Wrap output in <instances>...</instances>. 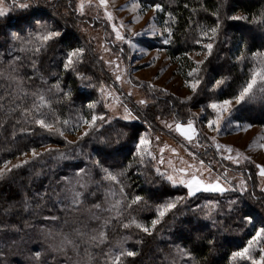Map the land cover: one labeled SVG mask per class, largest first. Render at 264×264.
Here are the masks:
<instances>
[{
  "label": "trees",
  "instance_id": "1",
  "mask_svg": "<svg viewBox=\"0 0 264 264\" xmlns=\"http://www.w3.org/2000/svg\"><path fill=\"white\" fill-rule=\"evenodd\" d=\"M139 1L149 9L154 8L149 5L155 3L161 5L163 11H157L158 23L164 30L166 25L172 28V41L160 45L159 42L164 39L160 38L150 47L164 48L168 56L178 64L179 72L186 80L191 79L187 73L196 66L190 55L204 50L201 47L203 43L213 42L202 36L200 29L214 26L217 18L213 13L219 11L220 35L218 41L214 42L216 46L213 54L201 66L200 76L203 83L200 93L209 99L207 102L201 100V108L214 99L228 98L245 78L251 66L250 62L246 60L240 65L235 60L240 51L244 50L245 43L246 55L250 56L256 50L264 51V24L252 22L253 17L259 20L261 13H264V0ZM29 2L38 4L39 7L13 10L0 18V73L4 74L0 77V168L4 167L6 160L12 162L25 157L21 154L23 152L31 155L30 149L33 147L39 153H46L48 148L58 149L73 158L57 161L54 159L55 153L45 154L39 158L30 157L28 159L30 163L13 169L0 179V200H3V203H0V225L9 226L0 231V264H36L34 260L36 251L42 252L41 264H77V262L89 264L85 249L93 257L91 264H104V253L114 248L124 236L131 237L125 247L138 253L135 257L127 258L126 264H173V262L175 264H240L239 261H233L230 254L242 247L253 232L252 226L242 221V216L252 213L257 221L264 219V193L257 189L256 178H251V172L246 170L245 166L236 167L226 162L202 134L200 137H203L204 142L209 145L204 152H196V154L205 164H210L211 168L216 164L231 173H241L247 182L246 193L229 192L223 196L201 193L198 197L178 206L175 215L169 213L161 224L157 225L152 235L144 234L135 227L123 229L115 219L107 229L108 240L99 247L87 245L84 239L77 235L78 232L92 234L94 230L100 228L106 217L113 216L112 212L107 211L112 198L105 197L109 184L102 180V173L92 165V159H99L105 167L113 166L115 170H119L133 159V134L135 132L143 134L146 131L158 134L159 130L162 132L157 123L159 119H173L186 123L187 119L192 118L200 132L198 125L200 120L194 114L195 109L199 110V108H193L188 103L182 104L175 97L156 95L155 98L160 99L157 101L150 94H145L144 97L150 101L147 107L134 104L130 108L134 114L140 116V120H111L110 124H104L103 127L90 131L83 139H80V136L72 144L66 143L63 137L49 134L39 125L29 123L31 116L27 119L23 118L17 105L30 107L33 98L30 95L23 99L16 98V85L6 79L11 67L17 68V75L25 77L24 88L29 93L38 88L46 90L56 84L58 79L62 88L66 91L71 90V100L60 99L58 103L56 99L59 98V94L55 93V90L46 93L47 96L55 98L52 100L51 109H42L46 114L47 122L65 119L69 121L68 125L54 123L55 127H64L65 136L75 135L83 126H87L82 124L80 118L81 116L90 118L91 113L85 105L91 101H98L94 109L97 114L102 113L109 117L101 102L99 87L102 84L111 87L116 83L111 73L104 68L100 57L95 54L94 41L80 30L81 27L97 28L94 18L80 15L76 11L74 0H29ZM7 4H10V0H7ZM169 12L172 13L171 18L168 16ZM234 15L248 16L249 20L229 19ZM40 17H43V22L59 29L63 36L59 38L58 43L52 44L47 50H42L37 56L20 53L19 42L12 39V33L27 37L29 31H34V20ZM196 40H200L201 43L196 44ZM109 45L118 51L116 45L112 43ZM69 46L86 48L84 61L76 66V72L91 77L90 81L87 79L82 81L76 72L63 69L61 61ZM15 55H21L24 59L20 64L12 66L10 61ZM121 57L127 68L129 64L127 57L125 54ZM31 59L36 60L38 72L33 71ZM40 74L45 77L47 84L41 83ZM221 77L231 78L228 80V86L210 92L214 80ZM89 83L96 87H86ZM231 119L234 120L233 128L227 130V133L243 129L242 126L247 123L264 127V101L258 99L240 106V110L234 112ZM237 123L241 127L235 126ZM73 124L81 125L78 131H70ZM22 128L24 131H21ZM167 134L179 144L188 147L189 144L184 138H178L169 131ZM200 137L199 145H203ZM206 152L208 156H204ZM86 155L92 159L86 160ZM77 166L89 168L90 175L82 181L87 183V187L77 188V191L83 192L82 203L73 206L69 191L71 185L65 186L60 178L65 175L71 177ZM141 172L143 174H140ZM122 182L129 195L133 193L144 195L149 205H154L165 198L183 195L185 192L182 188L161 184L155 177L151 163L148 168L134 163L132 169L122 178ZM53 188L59 193V197L53 196L44 201L36 198V193L46 190L51 196ZM238 197H240L238 209L228 212L227 201ZM25 198L33 203V208L28 211L23 207ZM116 199H119L118 194ZM209 199L218 200L220 207L213 210L211 219H206L205 212L209 209L204 208V205ZM95 204H100L101 207L97 209L94 207ZM198 205L202 210L192 211L197 209ZM130 213L146 223L155 215L153 208L144 204L133 206ZM128 215L129 212L125 211L124 218L127 219ZM53 216L58 219H46ZM16 228L19 231H16ZM65 236L77 243L79 255L71 246H67L63 251L56 250V246ZM210 239L215 241L214 245L208 244ZM177 246L188 249L193 259L189 261L186 256L182 258L176 251Z\"/></svg>",
  "mask_w": 264,
  "mask_h": 264
},
{
  "label": "snow or ice",
  "instance_id": "2",
  "mask_svg": "<svg viewBox=\"0 0 264 264\" xmlns=\"http://www.w3.org/2000/svg\"><path fill=\"white\" fill-rule=\"evenodd\" d=\"M87 5L89 7L92 6L93 0H86ZM108 3L109 0H96V6L104 9V13L107 17L108 21H112L114 19L112 12L108 11ZM157 11H163L161 5L159 3H155L154 5H149V7H153ZM33 7H39V5H34L29 2V0H10V4H7V0H0V18L5 17L13 10H27ZM132 9H141L143 10V5L136 0L131 5ZM81 15L85 12V0H80L78 7L76 9ZM213 15L217 18V22L214 26L210 27H201L200 32L201 35L206 37L209 42L203 45L204 49L207 51V55L210 57L213 54V49L216 46L214 42L218 41L220 30H221V21L219 19V11L213 13ZM169 18L172 17V13H168ZM99 19V16L96 17ZM231 20H249L248 16H239L234 15L230 16ZM253 23L264 24V13H261L260 19L257 20L256 17L252 18ZM112 29L115 33V39L117 41H121L126 43L129 48L134 49L136 45L133 43L131 38H126L125 35L120 31L121 28L124 27L121 22L119 27L115 23L112 25ZM34 31H29L27 37H21L16 33H12V39L14 41L19 42V52L20 53H28L30 56H37L41 53L42 50H47L52 44L58 43L59 38L63 36V33L57 29L52 27L46 22H43V17L36 18L33 22ZM151 35H161L164 36L163 43L169 44L172 41V28L170 26L165 27L164 32H158L153 24L147 30ZM166 33V35H165ZM135 35H141V33H135ZM196 44H200V40L195 41ZM242 51L240 54L235 57V60L240 65H243L247 60L250 62V67L247 70L245 78L239 83L236 90L233 94H231L228 98L223 99H214L212 102L202 106V111L206 108H210L212 113H214L211 118L206 119L207 127L214 132H220L221 125L227 121V126H231L232 124V116L234 112L240 110V106H243L247 103L254 102L256 100L264 101V51L256 50L249 55H246L247 44L243 45ZM105 52H110L111 49L105 45ZM159 51V50H158ZM124 49L119 48L117 53H114L116 56V60H108L107 63L110 67L114 69L115 81H119L121 83V87L125 82V75L128 73L127 68H121L119 63L121 59V55L123 54ZM86 53V48L82 46H69V48L64 52V57L62 58V67L65 71L71 70L76 72V66L78 64H82L84 61ZM24 59L21 55H15L13 59L10 61V65L15 66L20 64V62ZM103 60V57H100ZM31 66L34 72H38L36 66V60L31 59ZM204 61H196V66L192 68L188 73V77L191 79L187 81V86L192 89L193 92H196L200 85L203 83V79L200 76L201 66ZM17 68L11 67V70L7 73L6 79L13 82L16 85V98L23 99L24 97L31 96L33 98V102L30 107H21V114L23 118H28L31 116L29 123H33L39 125L41 129L48 132L52 135H58L63 137L65 142L68 144H72L73 141L67 140L65 136L64 127H55L54 123H59L61 125H68L69 121L65 120H56L55 122H47L45 119L46 114L42 111L44 108L51 109L52 100L55 97H49L46 93H52L55 90V93L59 94V98L56 99L58 103L60 99L63 100H71V90H65L61 87L59 79L57 83L52 85L51 87L45 89L38 88L36 91L31 93L27 92L24 88L25 77H21L16 74ZM76 75L83 80H91V77H86L83 74L76 72ZM4 74L0 73V77H3ZM27 79H32V77H27ZM39 79L42 84H47V80L45 77L40 74ZM230 77H221L219 79H215L212 87L209 89L210 92H216L221 90L224 87L228 86V80ZM128 83H131V78L128 79ZM143 86V85H139ZM86 87H96L91 83L87 84ZM149 88L155 89V85H149ZM165 91L166 90H161ZM99 92L101 98L104 102V107L108 108L109 111L115 112L117 108H122L123 112L120 115V119L124 121H137L140 120V116L133 113L132 109H130L126 104L120 100L119 95L112 92L109 89L108 85L102 84L99 87ZM128 96L132 95V92L127 93ZM111 100L112 103H108V100ZM188 100H191L192 97H188ZM15 102V101H13ZM186 101H181V103H185ZM98 101H91L85 105L87 109L90 111V118L81 116L82 124L88 126V130L84 131L80 139L88 136L90 131H95L99 127H103L104 124H110L112 117H108L106 114H97L94 109L97 107ZM138 105H143L147 107L148 100L140 99L136 102ZM161 123L164 124L166 128L171 131H175L179 133L188 143H195L199 146V137L201 133L195 126V120L192 118L187 119L186 123H182L179 120H174L173 123H169L166 120H162ZM80 124H73L70 131L76 132L78 131ZM151 127V126H150ZM237 127H241L240 124H237ZM244 130L252 127L251 123H247L242 126ZM21 131H24L22 128ZM208 139L207 136L204 137ZM133 143L134 150L132 153L133 159L128 162L126 165H123L119 168V170H115L113 166L105 167L104 164L101 163L99 159H92L89 156H85V159H92V165L99 169L100 173H102V180L108 182L109 189L105 193L106 199L111 197V201L109 204V208L107 211L112 212L113 216L106 217L98 230H94L92 234L85 233H77L78 236L84 239V242L89 246L99 247L103 245L108 240L107 229L112 224V220L115 219L119 222L120 227L123 229H130L135 227L136 229L142 231L144 234L152 235L157 225L161 224L163 219L169 215V213H173L175 215V210L178 206L185 204L188 200L198 197L201 193H215L219 196H223L225 193L234 192L243 194L248 191L247 182L241 178L239 181V186H235L231 179L227 178V171L225 170L223 176L213 175L211 165H206L204 160H199L197 163H188L187 161L180 159V166L177 167L173 164L172 160H168V169H161L158 165H163L165 163L164 159V151H170L171 153L179 156V153L176 148L172 147L167 143H163L161 146V138L160 136H155L154 139L156 141L155 146L153 145V139L150 138L149 132H144L143 134L139 132H135L133 134ZM212 141L215 142V137H211ZM102 143H107V141H101ZM215 147L218 150L226 149L228 153H233L234 149L231 147H226L225 145L215 143ZM260 147H264V145H260ZM31 155L33 158H39L45 154L52 155L55 153L54 159L57 161L69 160L73 157H70L68 154L64 152H60L58 149L48 148L46 153H39L35 147L30 149ZM25 157H27L28 153H21ZM190 156L195 158L194 153H189ZM242 153L237 152L236 156L228 155L227 159L230 161H234L236 164L240 163V157ZM245 159H249L245 157ZM156 162V163H152ZM11 161H4V167L0 168V179H2L7 173L11 172L15 168H20L24 164L30 163L29 160L25 159L19 164L13 165L12 168H9L8 165ZM137 164L142 166L143 168H148L149 164H152V168L154 169L155 177L161 184L170 185L174 188H182L185 190L183 195H176L171 198L162 199L160 202L155 203L154 205H149L148 200L144 195L133 193L129 195L127 191H125V184L122 182V178H124L128 171L132 169L133 164ZM259 168V176L264 178V165H257ZM140 174H143L142 172ZM207 174V176H205ZM39 175V173L37 174ZM90 175V169L87 167L77 166L71 177L65 175L60 178V181L64 183L65 186L71 185L69 191H71V203L73 206H77L82 203L81 197L83 196V192L77 191V188H86L87 183L84 181L85 177ZM58 181V183L60 182ZM118 190V192H117ZM261 192L264 193V187H262ZM117 194L119 195V199H116ZM251 195H255V193H251ZM36 198L39 201H44L46 199H51L54 197H59V193L53 188L51 196L49 192L46 190L44 192H39L35 194ZM144 204L146 206L152 207L155 213L154 218L150 220V222H144L142 220L137 219L135 216H132L130 210L133 209V206ZM228 212H232L238 209L240 204V197L236 199H230L227 201ZM39 206V205H37ZM23 207L25 211H28L33 208V203L30 199L25 198L23 201ZM95 208L99 209L101 207L100 204H95ZM220 207L218 200L209 199L207 203L204 205V208L209 209L205 212V218L211 219L213 215V210L218 209ZM202 210L200 206H197V209H192V211ZM128 211L129 215L127 219L124 218V212ZM46 219L56 220L58 217H48ZM98 219V217H97ZM242 221L247 225H251L253 228V232L250 234V238L247 239L245 244L242 247H239L238 250L231 252V259L233 261H239L240 264H264V219L257 221L254 218V214L249 213L242 216ZM215 224V221H213ZM257 224L259 226H257ZM5 227H9L6 225H0V231H3ZM15 228V226H11ZM19 231L18 228L15 229ZM48 235H51V232H48ZM131 239L130 236H124L121 241H119L114 248H110L107 252L104 253L105 262L104 264H126L127 258L135 257L138 253L134 250H130L125 247L127 241ZM214 240H208L209 245H214ZM67 246H71L73 250H76L77 255H79L78 245L77 243L69 239L67 236L63 238L61 243L56 246V250L63 251ZM176 251L180 254V256L188 257L189 261L193 259L192 253L180 246H177ZM87 260L89 264L93 259L92 255L87 252L85 249ZM42 255L41 251H36L34 253V260L36 264H41L40 257ZM79 264V262H77ZM175 264V262H173Z\"/></svg>",
  "mask_w": 264,
  "mask_h": 264
},
{
  "label": "rangeland",
  "instance_id": "3",
  "mask_svg": "<svg viewBox=\"0 0 264 264\" xmlns=\"http://www.w3.org/2000/svg\"><path fill=\"white\" fill-rule=\"evenodd\" d=\"M74 1L78 7L80 0ZM134 2H136V0H109L108 11L112 12L114 19L112 21H108L104 13V9L96 6V0H93L91 7L87 5L85 0V12L83 15L94 18L98 27L96 26L97 28L95 29H90L92 26L90 28L81 27L80 30L84 35H87L89 39L94 41L95 54L99 57H103V60L100 59V61L103 63L104 68L107 69L109 73H111L114 79V69L109 66L107 61L110 59L115 61L116 56L114 53H117L118 51L116 48L114 49L111 47L109 43L116 45L118 49L123 47L126 49L125 50L123 48L125 50L123 54H125L127 57L129 64L127 65L128 73L125 75V82L121 87V83L116 81V83L109 87V89L112 92L118 94L120 100H122L123 103L129 108H131V106L134 104L138 105L136 103L138 100L146 99L145 94H150V96L157 101L160 99H156V95L159 97H175L180 103L181 101H186L185 103H188L189 105L191 104L193 108H199V110L195 109L194 114L199 117L200 121L198 125L203 137H208V142L213 144V147L219 151L221 157L225 159L226 162L233 164L236 167L245 166L246 170L251 172V178H256L258 182L257 189L261 192L260 189L264 187V178L259 176V168H257V165H264V147H260V145H264V127L252 126L247 128V130H244L243 128L237 131H231L232 133H227V130H231L233 128V124H231V126H227V123H225L227 121H225L221 125L220 132H214L209 129L207 127L206 119L211 118L214 113H212L210 108H206L202 111L200 104L202 102H207L209 99L207 96H203L200 93L201 85L196 92H193L192 89L187 86V81L189 80L183 78L179 72L178 64L168 56L167 51L164 48L150 47L151 44L154 45V43L158 42L160 38H164V36L161 35L153 36L147 31L153 26V24L155 25V28L158 32L165 31L158 23L157 10L155 8L149 9L146 7H143V10L139 8L133 10L131 5ZM97 16H99V19L96 18ZM121 22L123 23L124 27L121 28L120 31L125 35L126 38L132 39L133 43L136 45L134 49L129 48L126 43L117 41L115 39V33L111 25L115 23L117 27H119ZM135 33H141V35H135ZM159 44L166 45L163 43V40L159 42ZM204 44L206 43L201 45L202 48H204ZM105 45L111 49L110 52H105L103 50ZM190 57L194 60V62H196L205 61L209 56L207 55V51L204 49L199 52L192 53ZM119 63L122 69L126 68L124 62L122 61V57ZM129 78H131V83L127 82ZM139 85L143 86L141 87ZM149 85H155V89L149 88ZM161 90H166V92ZM128 92H132V95L128 96ZM188 97H192V99L188 100ZM101 102L104 107L102 98ZM108 103H112V101L109 99ZM149 104L150 103H148V105ZM105 110L109 113V117H112V120H121L119 117L122 115V108H117L115 112L109 111L108 108H105ZM161 121L162 119H159L157 123L159 124L162 132L159 130L158 134L149 133L150 138L153 139V145L155 146L156 144L154 137L160 136L161 146H163V143H167L176 148L179 153V156H176L170 151L165 150L163 153L165 163L163 165H158L162 170L168 169V160H172L173 164H175L177 167L180 166L179 161L181 158L190 164L197 163L199 160H201L196 152H204L209 145V143L204 142L203 137H200V141L203 142V145L197 146L195 143L190 144L185 140L190 146H183L176 142V140H174L171 135H168L167 131L172 132L178 138L183 137L180 136L179 133L166 128L164 124L161 123ZM166 121L173 123V119H167ZM237 124H235V126H237ZM86 130H88V126H83L82 129L75 135H66V137L70 141H76ZM211 137H215V142L212 141ZM215 143L225 145L226 147H231L236 151L233 153H228L226 149L218 150L215 147ZM185 144L186 143H184V145ZM237 152L243 154L240 157L239 164L227 159L228 155L235 157ZM189 153H194L195 158L190 156ZM208 155L209 154L206 152V155L204 156ZM30 157H32V155L18 158L12 161L8 167L11 168L13 165L19 164L25 159H30ZM245 157L249 159H245ZM212 167L214 176H223L225 172L224 169L219 168L216 164H214ZM205 176H207V174H205ZM227 178L231 179L233 184L237 187L239 186V181L241 178L245 180V178L241 176V173L234 174L229 171H227ZM0 203H3L2 199L0 200Z\"/></svg>",
  "mask_w": 264,
  "mask_h": 264
}]
</instances>
